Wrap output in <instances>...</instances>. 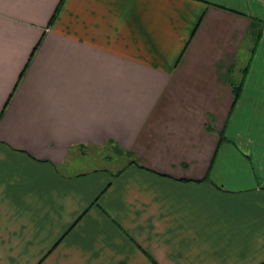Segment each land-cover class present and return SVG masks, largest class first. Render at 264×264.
I'll list each match as a JSON object with an SVG mask.
<instances>
[{"label": "crops", "instance_id": "0c3cea01", "mask_svg": "<svg viewBox=\"0 0 264 264\" xmlns=\"http://www.w3.org/2000/svg\"><path fill=\"white\" fill-rule=\"evenodd\" d=\"M0 264H264V0H0Z\"/></svg>", "mask_w": 264, "mask_h": 264}, {"label": "rangeland", "instance_id": "374dc122", "mask_svg": "<svg viewBox=\"0 0 264 264\" xmlns=\"http://www.w3.org/2000/svg\"><path fill=\"white\" fill-rule=\"evenodd\" d=\"M245 67V66H244ZM243 68V67H242ZM236 73L237 70H236ZM242 73L245 74V68L242 69ZM243 79L242 77H235L234 82L235 84H239ZM234 93V91H233ZM235 96V95H234ZM227 128L229 130V125L227 124ZM228 134V131H227ZM229 136V134H228ZM251 138H247L245 140H241V144L247 146L249 142H252L250 140ZM226 140L228 143H233V140L231 138H228L226 136ZM239 143V142H238ZM129 151L124 150L119 145L114 144H108L106 146H77L73 151L69 154L66 162V168L65 170L69 174L73 173H79L85 170L90 169H110V170H118L121 169L125 163L129 162V159L132 157H128ZM65 166V165H63Z\"/></svg>", "mask_w": 264, "mask_h": 264}, {"label": "trees", "instance_id": "16d2710c", "mask_svg": "<svg viewBox=\"0 0 264 264\" xmlns=\"http://www.w3.org/2000/svg\"><path fill=\"white\" fill-rule=\"evenodd\" d=\"M232 85H233V91H234L235 99L237 100L241 95L240 92L242 90V83L241 82L239 84L232 83ZM221 138H223V137H221ZM127 155H128V157H132L129 159L130 164L136 163L137 165H140L136 156L132 152H129Z\"/></svg>", "mask_w": 264, "mask_h": 264}]
</instances>
